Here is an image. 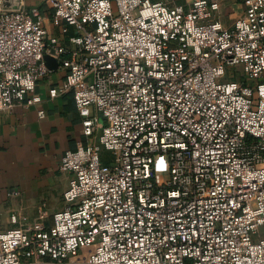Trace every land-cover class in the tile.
Returning a JSON list of instances; mask_svg holds the SVG:
<instances>
[{"label": "built area", "instance_id": "built-area-1", "mask_svg": "<svg viewBox=\"0 0 264 264\" xmlns=\"http://www.w3.org/2000/svg\"><path fill=\"white\" fill-rule=\"evenodd\" d=\"M44 1L68 42L39 9L0 14V112L41 102L49 56L66 72L50 99L100 135L64 154L50 225L0 231V264H264V0L230 28L223 0Z\"/></svg>", "mask_w": 264, "mask_h": 264}, {"label": "crops", "instance_id": "crops-1", "mask_svg": "<svg viewBox=\"0 0 264 264\" xmlns=\"http://www.w3.org/2000/svg\"><path fill=\"white\" fill-rule=\"evenodd\" d=\"M189 1L174 0L182 5ZM34 8L45 16L49 34L59 37L61 45H66L67 39L53 26V10L44 0L0 1V14ZM244 12V0H223L218 20L230 28ZM65 77L63 70L52 71L29 97H39L40 103L0 112V231L14 227L13 216L20 225L29 226L43 213L45 223L50 225L54 214L65 207L63 195L70 183V176L61 171L64 154L89 142H98L100 132L91 140L84 136L83 118L71 94L50 99V90L61 85ZM91 110L96 117L95 110ZM40 112L45 113L43 118ZM98 118L103 124V118Z\"/></svg>", "mask_w": 264, "mask_h": 264}, {"label": "rangeland", "instance_id": "rangeland-1", "mask_svg": "<svg viewBox=\"0 0 264 264\" xmlns=\"http://www.w3.org/2000/svg\"><path fill=\"white\" fill-rule=\"evenodd\" d=\"M101 122H103V124L105 123L104 119H101ZM105 158L107 160H110V156L107 154H105ZM155 169H156V174L158 176H160L163 179H168L169 174H170V170H169V160L167 157H156L155 158ZM52 219V218H51ZM50 223H52V220H50ZM93 251L92 250H84L82 252V256H80V260L81 261H87L89 258V255L92 254Z\"/></svg>", "mask_w": 264, "mask_h": 264}, {"label": "water", "instance_id": "water-1", "mask_svg": "<svg viewBox=\"0 0 264 264\" xmlns=\"http://www.w3.org/2000/svg\"><path fill=\"white\" fill-rule=\"evenodd\" d=\"M45 64L49 70L57 71L59 68L58 63L51 57L45 56Z\"/></svg>", "mask_w": 264, "mask_h": 264}]
</instances>
